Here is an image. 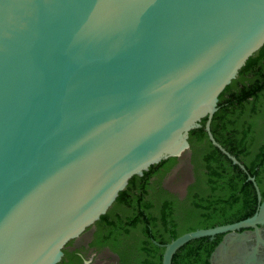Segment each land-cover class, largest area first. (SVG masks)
<instances>
[{
	"label": "water",
	"instance_id": "water-1",
	"mask_svg": "<svg viewBox=\"0 0 264 264\" xmlns=\"http://www.w3.org/2000/svg\"><path fill=\"white\" fill-rule=\"evenodd\" d=\"M263 44L264 0H0V264H57L132 176L188 147L203 117L211 144L246 170L211 121ZM260 223L264 201L155 243L172 264L188 241L226 233L216 264L250 228L264 245Z\"/></svg>",
	"mask_w": 264,
	"mask_h": 264
},
{
	"label": "trees",
	"instance_id": "trees-1",
	"mask_svg": "<svg viewBox=\"0 0 264 264\" xmlns=\"http://www.w3.org/2000/svg\"><path fill=\"white\" fill-rule=\"evenodd\" d=\"M245 79L248 83L244 82L241 88L234 91ZM205 120L206 117H203L201 126L189 131L190 140L200 142L201 157L208 169L203 189L205 194L192 197L195 212L186 210L182 227L175 228V220L169 223L171 211L164 208L157 218L163 224L164 232L159 233L155 229V218L146 212L142 192L135 197L129 193L137 175L129 179L109 211L99 218L98 222L108 227L107 238L113 236V245H123V264H162L164 247L153 240L165 244L186 231L236 222L255 212L252 182L246 179V174L238 165L232 164L211 144L204 129ZM211 130L215 138L241 160L259 182L256 167L262 169L264 148L255 150L251 147L252 142L259 138L264 141V44L247 59L236 78L220 93ZM121 205L130 208L126 213L110 218L115 215V208ZM129 235L133 238L129 239ZM124 239L126 243H123ZM219 241L220 235L212 240L208 236L192 239L175 252L172 264H210L208 257Z\"/></svg>",
	"mask_w": 264,
	"mask_h": 264
},
{
	"label": "flooded vegetation",
	"instance_id": "flooded-vegetation-1",
	"mask_svg": "<svg viewBox=\"0 0 264 264\" xmlns=\"http://www.w3.org/2000/svg\"><path fill=\"white\" fill-rule=\"evenodd\" d=\"M244 82L248 83V80L245 79L243 82L239 83L234 91L241 88ZM187 140L189 143L188 147H186L179 155L164 158L157 163L151 164L143 171L142 174L137 175L134 184H132V188L129 190L132 197H135V195L142 192V201L145 204L146 212L155 218V229L159 233L164 232V227L161 226L163 224H160V220H157V218L161 215L164 208L167 211H171L169 214L170 216L168 217L169 223H173L175 220V228L180 227L184 222L183 218L186 216V210L191 209L195 212L193 206L195 201H192V197L203 196V194H205L203 189L206 180L205 174L208 169L205 168L201 157V144L200 142L191 141L190 137H188ZM262 141L263 139L261 138L257 141H253L251 148L255 150H258L261 147L264 148V141ZM239 161L244 164L241 160ZM261 162L262 169L260 170L256 167V169L259 170V182L247 168L246 170H243L238 165V167L246 174L247 180H250L249 176H252L257 183L258 189L250 180L255 192V200L252 205L256 210L258 209L260 203L264 201V158ZM232 164L234 163L232 162ZM128 208L130 207L125 205L116 207L114 210L115 215L113 214L114 216H110V218L116 217L118 214L126 213ZM203 210L204 209L200 210V212L202 213ZM98 221L99 219L85 227L83 231L65 244L62 249V256L58 263L99 264V257H109V260H112L111 264H123V245H117V247H115L112 241L113 236H111L112 238H107L106 236L108 233V227ZM169 225L171 226V224ZM258 226L261 229L262 237H264V223H260ZM245 230L248 229H239V235H243L242 232ZM249 230H251L252 233H250L247 237L248 239L246 238L245 242L249 248H245L244 251L251 250L250 247L257 245V248L264 252V247H261L264 245H262V242L259 241V236L253 233V228H250ZM225 234L226 233L216 234L213 238L209 237V239H215L217 235H220V241H222ZM128 238H133V235H129ZM155 241L157 240H153L154 243ZM123 243H126L125 239ZM213 250L208 257L210 264H213L211 261V254ZM252 257H254V260L256 259L255 256ZM262 257L264 259V256ZM248 259L250 258H247L246 260Z\"/></svg>",
	"mask_w": 264,
	"mask_h": 264
},
{
	"label": "bare ground",
	"instance_id": "bare-ground-1",
	"mask_svg": "<svg viewBox=\"0 0 264 264\" xmlns=\"http://www.w3.org/2000/svg\"><path fill=\"white\" fill-rule=\"evenodd\" d=\"M241 241L242 239H239V241L230 240L227 248L216 257V264H245L247 258H250L252 261L254 260L252 256L256 257L253 264H264L262 257L264 256V252L256 250L254 253L247 255L244 252L245 247H247V244H245L246 239H243V242Z\"/></svg>",
	"mask_w": 264,
	"mask_h": 264
},
{
	"label": "rangeland",
	"instance_id": "rangeland-1",
	"mask_svg": "<svg viewBox=\"0 0 264 264\" xmlns=\"http://www.w3.org/2000/svg\"><path fill=\"white\" fill-rule=\"evenodd\" d=\"M184 223L185 222H183L180 227H182ZM180 227H177V229L180 228ZM98 263L99 264H111L112 263V260H109V257H107V258H105V257H99L98 258Z\"/></svg>",
	"mask_w": 264,
	"mask_h": 264
}]
</instances>
